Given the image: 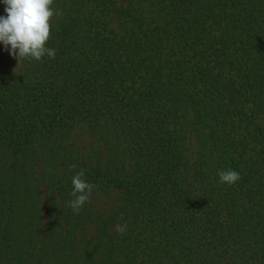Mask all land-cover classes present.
Instances as JSON below:
<instances>
[{
  "label": "trees",
  "instance_id": "16d2710c",
  "mask_svg": "<svg viewBox=\"0 0 264 264\" xmlns=\"http://www.w3.org/2000/svg\"><path fill=\"white\" fill-rule=\"evenodd\" d=\"M52 7L54 59L0 44V264H264V0Z\"/></svg>",
  "mask_w": 264,
  "mask_h": 264
},
{
  "label": "clouds",
  "instance_id": "9594fccd",
  "mask_svg": "<svg viewBox=\"0 0 264 264\" xmlns=\"http://www.w3.org/2000/svg\"><path fill=\"white\" fill-rule=\"evenodd\" d=\"M6 15H0V43H3L9 54L16 58L18 64L24 59L41 60L45 55L54 59L56 50L47 46L51 38L52 18L56 15L52 7L54 0H3ZM17 64V65H18ZM75 169L77 165L69 166ZM220 182L234 184L240 179L239 172L227 169L218 171ZM85 170L81 169L71 177L73 185L69 207L79 213L86 202H89L94 185L83 178ZM114 230L124 234L127 224H117Z\"/></svg>",
  "mask_w": 264,
  "mask_h": 264
},
{
  "label": "rangeland",
  "instance_id": "374dc122",
  "mask_svg": "<svg viewBox=\"0 0 264 264\" xmlns=\"http://www.w3.org/2000/svg\"><path fill=\"white\" fill-rule=\"evenodd\" d=\"M3 47V50L5 52V59H6V63L11 66L12 68H17L19 66L18 61L16 58L12 57L9 54V50H6L3 43H0ZM18 64V65H17ZM72 140L75 141V143L77 145H79L81 151H86L88 148H91V141H92V137L87 134V133H76L74 134L72 137ZM188 145V150L191 151L194 148V144L193 143H187ZM114 197V195L111 196H106V194L99 192L98 195L94 196L93 200H94V205L99 208L100 210H104L107 208L108 204H110V202L112 201V198Z\"/></svg>",
  "mask_w": 264,
  "mask_h": 264
}]
</instances>
